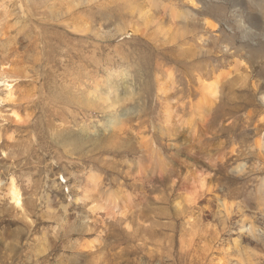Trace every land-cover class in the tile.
Returning <instances> with one entry per match:
<instances>
[{
	"label": "rangeland",
	"instance_id": "obj_1",
	"mask_svg": "<svg viewBox=\"0 0 264 264\" xmlns=\"http://www.w3.org/2000/svg\"><path fill=\"white\" fill-rule=\"evenodd\" d=\"M135 1L0 0V264H264V45L229 0Z\"/></svg>",
	"mask_w": 264,
	"mask_h": 264
},
{
	"label": "bare ground",
	"instance_id": "obj_2",
	"mask_svg": "<svg viewBox=\"0 0 264 264\" xmlns=\"http://www.w3.org/2000/svg\"><path fill=\"white\" fill-rule=\"evenodd\" d=\"M68 1V0H67ZM132 1V0H131ZM134 1V0H133ZM138 1V0H136ZM135 1V2H136ZM257 5H259V11H257L256 9H254L252 6H250L248 4V0H229V3L227 1V3L231 6V9H232V16L234 17V21L236 22V24L238 25V35L239 37H241V39L246 43V41H260L261 44L264 45V0H254ZM73 3V1H72ZM2 4V3H0ZM4 4V3H3ZM56 4L55 2L53 3V5ZM61 4V3H60ZM10 5V4H9ZM30 5H32V9L35 7V9L37 8H45V4H41V3H38V2H32L30 3ZM49 5V4H48ZM52 5V4H51ZM58 5V4H57ZM57 5H54V7ZM84 5V4H83ZM87 5V4H85ZM131 4H129L130 6ZM155 5V4H154ZM63 6V5H62ZM65 6V5H64ZM81 6V5H80ZM138 6V5H137ZM141 6V5H140ZM139 6V7H140ZM157 6V5H156ZM128 7V6H127ZM144 7V6H143ZM217 7V6H215ZM53 7H51L52 9ZM72 8V7H71ZM141 8V7H140ZM198 8V7H197ZM61 5L59 6V8H53L52 11H49L51 12L50 15H49V18H48V21H51L50 23V26L48 25L49 28L51 29H56V33L57 35L55 37H52L54 36V34L50 37L52 41V45L51 46H54L53 49H60L62 48L61 45H63L67 40L69 41V39L71 40V38L74 36L73 34H71V30L64 26L63 23H60L59 21L55 22V20H57L56 18V15H61ZM75 9V8H74ZM126 9V8H125ZM136 9V8H135ZM64 10V9H63ZM137 10V9H136ZM168 10V9H167ZM31 11V10H29ZM70 11V10H69ZM85 11L86 13H91L92 12V8H88L86 10L85 8ZM115 11V10H114ZM72 12V11H71ZM74 12V11H73ZM154 12V11H153ZM41 13V12H40ZM63 14V13H62ZM85 14V13H83ZM37 15V14H36ZM90 15V14H89ZM123 15V14H122ZM127 15V13L125 14ZM125 15L123 16V18H125ZM29 16V15H28ZM64 17V14L62 15ZM69 16V15H68ZM191 16V15H190ZM33 17V16H32ZM67 17V16H66ZM65 17V18H66ZM189 17V16H188ZM194 17V16H193ZM192 17V18H193ZM42 18V16H41ZM191 18V19H192ZM197 17H195L196 19ZM34 19V18H33ZM43 19V18H42ZM144 19V18H143ZM191 19H187V20H190ZM198 19V18H197ZM36 20V19H35ZM39 20V19H38ZM44 20V19H43ZM41 20V21H43ZM186 20V19H185ZM40 21V20H39ZM66 21V20H65ZM193 21V20H192ZM191 21V22H192ZM189 22V21H187ZM36 23V22H35ZM40 23V22H39ZM45 23V22H44ZM147 23V22H146ZM71 24V22H70ZM45 25V24H44ZM67 25V24H66ZM73 25V24H72ZM43 26V25H42ZM69 26V25H68ZM39 28L41 26H38ZM37 27V28H38ZM46 27L47 30H49L47 28V26H44ZM195 27H197V25L193 24V23H186L183 25V29H187V28H191L192 30L195 29ZM217 27V25H216ZM219 27V26H218ZM199 28V27H198ZM200 29V28H199ZM202 29V28H201ZM218 29V28H217ZM41 30V29H40ZM44 30V29H43ZM204 30V29H203ZM30 31V30H29ZM189 31V30H188ZM207 31V30H206ZM219 33L218 37H217V40L211 44L212 48L216 51L218 48H219V45L222 44L223 40L225 41H228V42H233V40L235 39L234 36L231 37H228L226 35L223 34V31L220 30V28L217 30ZM31 32V31H30ZM48 32V31H47ZM46 32V33H47ZM192 32V31H191ZM208 32L211 34H214L215 32H211L208 30ZM193 33V32H192ZM38 34V33H37ZM40 35V34H39ZM48 36V35H47ZM61 36H64L65 37V41L64 43H61ZM40 37V36H39ZM38 37V38H39ZM44 38V37H43ZM183 39V38H182ZM38 41V39H36ZM40 40V38H39ZM44 40V39H43ZM42 42V41H41ZM45 42V41H44ZM54 44V45H53ZM69 45V44H68ZM233 45V44H232ZM260 45V44H259ZM50 49V48H49ZM211 49V48H210ZM62 50V49H61ZM222 50V49H221ZM56 51V50H54ZM213 51V50H212ZM51 52V51H50ZM67 52V51H66ZM65 52V53H66ZM220 52V51H219ZM56 53V52H54ZM58 53V52H57ZM210 53V52H208ZM249 53V54H248ZM247 54V59H248V62L250 64V68H251V72L253 73H260V76L262 77V75L264 74V46H260L258 47L257 49H253V50H250V52H248ZM51 54V53H50ZM57 55V54H55ZM63 55V54H62ZM212 55V54H211ZM244 55V56H245ZM71 55H69L70 57ZM56 57V56H55ZM58 59V58H57ZM67 59V58H66ZM65 59V60H66ZM69 60V59H68ZM62 61V60H61ZM70 62V61H69ZM67 65V64H66ZM57 70V69H56ZM261 90H264V83H262V88H260ZM55 95V94H54ZM60 96V94H59ZM58 99V98H57ZM56 99V100H57ZM60 100V98H59ZM62 101H64V99L62 98L61 99ZM13 199L15 201V203L19 206L20 205V195L18 193H16V191L14 192L13 194ZM263 242V241H262ZM262 255V254H261ZM253 261V260H252ZM252 263V262H251ZM254 264V263H253Z\"/></svg>",
	"mask_w": 264,
	"mask_h": 264
}]
</instances>
